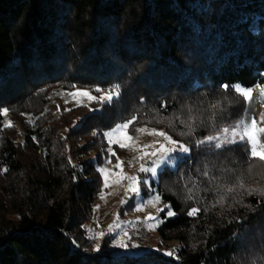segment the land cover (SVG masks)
Segmentation results:
<instances>
[{
  "label": "trees",
  "instance_id": "16d2710c",
  "mask_svg": "<svg viewBox=\"0 0 264 264\" xmlns=\"http://www.w3.org/2000/svg\"><path fill=\"white\" fill-rule=\"evenodd\" d=\"M237 83L264 85V0H0V264H264V197L245 190L264 187V166L248 172L244 144L222 155L195 146L213 131L211 104L221 103L224 125L244 115L243 100L221 87ZM115 84L120 98L72 133L97 130L94 145L136 115L132 127L160 124L192 147L190 159L159 171L143 191L176 213L163 211L158 229L162 244L177 242L175 256L94 251L83 225L102 188L98 158L75 167L37 120L54 87ZM3 109L35 117L24 145L5 132ZM190 116L195 132L182 137ZM240 177L245 189L216 190ZM220 195L223 205L213 207ZM193 206L201 212L190 217Z\"/></svg>",
  "mask_w": 264,
  "mask_h": 264
},
{
  "label": "rangeland",
  "instance_id": "374dc122",
  "mask_svg": "<svg viewBox=\"0 0 264 264\" xmlns=\"http://www.w3.org/2000/svg\"><path fill=\"white\" fill-rule=\"evenodd\" d=\"M259 23L260 22H258V19L252 21L251 29L253 32H257L259 30V25H261ZM76 89L87 90L92 96L95 97L102 95L101 92L95 91L96 88L54 87L49 90L48 101L45 104L44 113L37 120H40L41 123H43L42 125L46 128V130L49 129V131H54L55 134H57L54 136L55 142L57 144L56 146H59L57 148L67 155L68 159L71 161V164H73L75 167H78L80 162L85 159L91 158L95 160L98 158L99 164L97 166V170L102 179V188L94 204L93 212L89 216L88 220L84 222L83 227L89 237L95 236L99 232H104L105 235L103 238L90 239L92 242V249L97 251L95 250V245L99 243V250L104 247L105 250L113 253L125 251H131L132 253L143 251H161L166 254L167 251L177 247V242L172 241L170 243L162 244L158 235L160 223L157 225L156 220H147L145 217H147L149 214H152L159 220H162L161 213L163 211L167 213L168 211L167 208H164V205L170 203L165 202L161 198L160 202L154 206L147 205L145 203V207L142 211L135 210L140 203L148 201L152 196L157 194V192L151 193L146 199L143 197L144 190H153L152 179L156 178L157 175L153 177L150 173H141L138 171V168L140 163H144L145 167L151 166L150 160H142L137 162L134 160V157L140 155V151H135L132 148L122 149L119 148V146L115 143L112 144L111 147L113 148V151L116 153V155L110 157V154L107 151L109 143L104 136L101 137L99 141H96V144L93 145L92 138L97 137V130H91L92 132L90 131L88 135L82 134V138H80V133L79 135L77 133H72L81 125L86 117L97 112H102L106 104H112L117 99H114L111 103H101L98 99L91 100L86 96L77 95L72 97L67 95V93L73 92ZM102 90L107 91L108 89ZM247 109L248 116H256L257 119H259L260 113L264 112V106H262V101L259 97H257L250 106L247 105ZM8 121H11L14 127H6L7 131L5 132L13 136L17 143L24 145V129L27 125V122L32 123L31 125L35 124V117H33L31 114H27V116L24 117L19 115L17 112L13 113L12 111H8V114L5 116V123ZM49 121L50 123L53 121L56 122L54 125H52L49 123ZM116 124L117 123L113 124L112 127H114ZM93 125L96 126L97 122ZM159 125L160 124H140L134 127L130 126L128 131L131 135L136 137L138 145L151 144L156 140L162 141L163 138L149 135L147 133L137 134L134 129L147 126L149 130L155 128L157 130L168 132L165 128H162ZM112 127H110L108 130H110ZM93 132H95L96 135H93ZM71 133L74 136H71ZM173 139L176 138L173 137ZM180 141L184 142L183 140ZM156 146L158 147V144ZM149 151L151 150L149 149ZM117 157L123 161L122 168L124 173H126L128 176L136 175L141 178L139 194L132 192H127L126 194L129 181L126 179H120V169L114 168V165L117 163ZM109 158L111 159V163H108ZM129 161H132V166H129ZM178 163L179 160L176 161L174 166H163L158 170V172L166 167L172 170L176 169ZM102 167L109 169V186L106 188L103 186V177L99 171V169ZM3 169L5 168L0 167V187L7 184V178H5L7 171H3ZM144 180H147L148 183H143ZM260 182L261 184H264V180ZM2 194L4 193L2 192ZM159 208H163L164 210L158 212L157 209ZM7 217H14V215L9 214ZM116 224H119L120 227H116ZM110 225H113V227L110 228ZM121 228L123 231L128 233V236L123 237L125 244L128 245L127 249L114 246L116 241L123 236ZM132 244L139 245L140 247L133 249L131 248Z\"/></svg>",
  "mask_w": 264,
  "mask_h": 264
},
{
  "label": "snow or ice",
  "instance_id": "6c2138e0",
  "mask_svg": "<svg viewBox=\"0 0 264 264\" xmlns=\"http://www.w3.org/2000/svg\"><path fill=\"white\" fill-rule=\"evenodd\" d=\"M221 87L228 91L229 88L233 89L234 92L238 97H240L245 105L250 106L253 101L259 97L262 101V106H264V85H256L254 88L251 87H245L239 83L234 85H228L223 84ZM73 88H75V85H73ZM120 90L121 86L119 84H115L112 87H110L107 91H104L100 88H96V92H101L102 95L99 97L92 96L91 93L87 90H80L76 89L73 92L67 93V95L75 97L77 95L86 96L91 100H99L101 103L107 102L111 103L114 99H118L120 96ZM163 107V105L161 106ZM210 108L213 110L211 112V115L208 117V126H210L213 131L211 134L204 136L203 138H198L195 140V146L197 148H200L201 146L207 145L213 150H221L220 152H217V155H222L224 150L232 151L229 146L231 145H239L244 144L245 146V152L247 153L248 160L251 162L249 163L248 172L251 173L253 171V168L256 167V162H258L260 165L264 166V112L260 113L259 119H257L256 116H248V109H245L244 115L234 121L230 125H224L221 122H218L217 117H220V120H223V112L224 108L222 107L221 103L218 101L216 103H213L210 105ZM8 109H3L2 115L6 116L8 114ZM23 115V114H22ZM138 117L136 115H132L131 118L121 122L117 123L114 127H112L110 130L103 133L105 139L108 140L109 147L107 149L108 153L111 156H115L116 153L113 151V148L111 147L112 144H117L119 148L127 149L132 148L135 151H140L141 154L134 157V160L137 162L142 160H150L151 166L145 167L144 163L139 164L138 171L141 173H150L153 177H155L158 174V170L163 166H174L177 160L181 159H190L187 154H189L192 151V147L180 140L173 139V136L170 135L168 132H165L163 130H157L155 128H152L149 130L147 126L145 127H139L135 128L134 131L137 134L140 133H147L149 135H154L157 137H162L163 140H156L151 144H144V145H138L137 139L135 136L131 135L128 131L130 126L134 125L137 121ZM193 117H189V122L186 123L187 131H182L180 135L183 136H192L195 132V127L193 126ZM32 122V121H29ZM181 123H185L184 121H181ZM201 124H204V121L200 122ZM5 127H14L11 121H8L5 125ZM67 131V130H66ZM93 135H96L95 132H93ZM35 140L36 138L33 137ZM158 144V147L156 146ZM149 149L151 151H149ZM180 154V155H177ZM108 163H111V159L109 158ZM123 161L117 157V163L114 165V168L120 169V179H126L129 181L126 194L127 192H132L139 194L140 191V183L141 178L136 175L128 176L126 173L123 172L122 168ZM129 166H132V161H129ZM3 171H7V169H3ZM102 177H103V186L106 188L109 186V169L107 168H100L99 169ZM204 176H208L209 173L207 170H205L202 173ZM211 179L215 180V177H212ZM119 182V181H117ZM143 183H148L147 180H144ZM245 189V183L243 180V177H240L237 179V183L232 186H220L217 187L216 190L219 192L221 190L226 191L228 193H232L236 191L237 189ZM249 195L252 194H258L261 197H264V187H252V188H246L245 189ZM189 195L187 196V199L191 200L193 199V196L191 193L193 192L192 188L187 189ZM103 198V197H102ZM225 197L223 195H220L219 198L215 201L213 207L216 205H223ZM161 200V195L157 193L156 195L152 196L148 201L140 203L136 211H142L145 207V203L147 205H155ZM123 203V201H122ZM98 207V206H97ZM164 208H167L168 211L166 213L167 217H172L176 215V213L172 210L171 204H165ZM163 208L157 209V211H163ZM201 212V208L193 206L187 211V215L197 216ZM118 219V217H117ZM147 220H156L157 225L159 223H162V220H159L157 217L153 216L152 214H149L147 217H145ZM116 227H120L119 224L115 225ZM110 228L113 227V225L109 226ZM151 230V226H150ZM91 231V230H89ZM121 232H123V236L116 241L114 246L127 249L128 245L125 244L123 237L128 236V233L126 231H123L121 228ZM105 235L104 232H99L95 236L89 237V239H99L103 238ZM75 243V241H74ZM139 245L132 244L131 248H139ZM100 244L97 243L95 245V250H99ZM158 250V249H157ZM177 249L173 248L169 251H167V255L169 256H175L177 254Z\"/></svg>",
  "mask_w": 264,
  "mask_h": 264
}]
</instances>
